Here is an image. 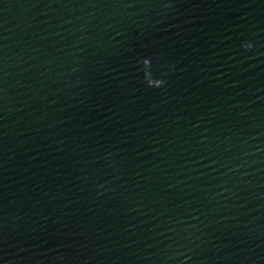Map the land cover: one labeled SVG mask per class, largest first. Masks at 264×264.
Here are the masks:
<instances>
[{"label": "water", "instance_id": "obj_1", "mask_svg": "<svg viewBox=\"0 0 264 264\" xmlns=\"http://www.w3.org/2000/svg\"><path fill=\"white\" fill-rule=\"evenodd\" d=\"M156 264H264V0H152Z\"/></svg>", "mask_w": 264, "mask_h": 264}]
</instances>
